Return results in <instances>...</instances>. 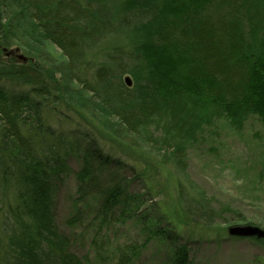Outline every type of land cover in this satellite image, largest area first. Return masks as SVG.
I'll list each match as a JSON object with an SVG mask.
<instances>
[{
    "label": "trees",
    "instance_id": "trees-1",
    "mask_svg": "<svg viewBox=\"0 0 264 264\" xmlns=\"http://www.w3.org/2000/svg\"><path fill=\"white\" fill-rule=\"evenodd\" d=\"M0 38L29 56L0 73V264H89L58 221L71 179L105 223L147 231L144 202L161 197L143 245L160 239L163 264H193L196 237L246 221L189 155L220 119L264 125V0H0ZM85 222L78 207L66 225Z\"/></svg>",
    "mask_w": 264,
    "mask_h": 264
},
{
    "label": "rangeland",
    "instance_id": "rangeland-1",
    "mask_svg": "<svg viewBox=\"0 0 264 264\" xmlns=\"http://www.w3.org/2000/svg\"><path fill=\"white\" fill-rule=\"evenodd\" d=\"M16 50L28 59L29 56L24 50L0 38V73L14 69L13 67L20 64L16 58L3 60L6 53ZM54 52L57 55L60 51L54 49ZM28 63L27 60L26 64ZM19 89L26 90V88ZM75 126L76 123L70 127L75 128ZM189 158V172L192 179L202 186L216 203L229 204L246 219L244 222L224 225L220 236L196 237L197 240L191 245L194 254L193 264H249L250 262L263 264L264 249L252 246L247 241L230 239L228 230L231 227L249 224L264 228V125L258 118L253 117L241 130L233 126L229 119H220L215 125L206 129L199 144L190 152ZM72 165L77 168V163L73 162ZM132 190L134 193H143L138 182L133 184ZM75 196L76 183L71 179L60 193L58 221L64 233L81 238L76 244L78 247L76 251L79 256L87 257L89 264H119L120 252L135 248L138 251L137 258L129 264L164 263L167 248L157 242L160 239L143 245L146 238H149L146 233L151 234L152 238L151 230L155 229L154 219H158L161 212L158 207L159 202L162 201L161 197L154 200L147 197L149 201L144 202L143 215L151 217L146 231L135 222L126 225L121 222L105 223L103 218L94 213L99 208L89 203L78 206L81 212L85 213L84 226L80 229H72L66 225V221L78 208L75 205ZM84 229L88 232H84ZM94 238L98 239L97 246L92 243Z\"/></svg>",
    "mask_w": 264,
    "mask_h": 264
},
{
    "label": "water",
    "instance_id": "water-1",
    "mask_svg": "<svg viewBox=\"0 0 264 264\" xmlns=\"http://www.w3.org/2000/svg\"><path fill=\"white\" fill-rule=\"evenodd\" d=\"M3 58L6 61L10 60L11 58H16L20 63H27L28 60L23 55H20L17 50L6 53ZM126 82L128 85H131L132 83L130 78H127ZM228 235L239 238H257L259 240H264V228L252 224L240 225L231 227L228 230Z\"/></svg>",
    "mask_w": 264,
    "mask_h": 264
}]
</instances>
